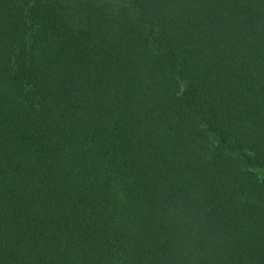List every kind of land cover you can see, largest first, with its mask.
I'll return each mask as SVG.
<instances>
[{
    "label": "trees",
    "instance_id": "16d2710c",
    "mask_svg": "<svg viewBox=\"0 0 264 264\" xmlns=\"http://www.w3.org/2000/svg\"><path fill=\"white\" fill-rule=\"evenodd\" d=\"M0 264H264V0H0Z\"/></svg>",
    "mask_w": 264,
    "mask_h": 264
}]
</instances>
